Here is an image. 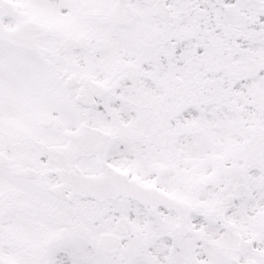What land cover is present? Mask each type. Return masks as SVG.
Listing matches in <instances>:
<instances>
[{
	"label": "snow or ice",
	"instance_id": "obj_1",
	"mask_svg": "<svg viewBox=\"0 0 264 264\" xmlns=\"http://www.w3.org/2000/svg\"><path fill=\"white\" fill-rule=\"evenodd\" d=\"M0 264H264V0H0Z\"/></svg>",
	"mask_w": 264,
	"mask_h": 264
}]
</instances>
